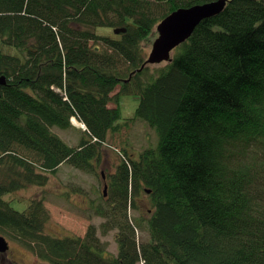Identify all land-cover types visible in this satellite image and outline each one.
Returning a JSON list of instances; mask_svg holds the SVG:
<instances>
[{
    "label": "trees",
    "instance_id": "obj_1",
    "mask_svg": "<svg viewBox=\"0 0 264 264\" xmlns=\"http://www.w3.org/2000/svg\"><path fill=\"white\" fill-rule=\"evenodd\" d=\"M216 1L0 0L1 237L47 264H264V0H227L170 62L144 66V43L164 18ZM119 84L140 98L129 120L147 123L158 143L134 157L124 150L96 205L102 234L116 231L113 256L94 226L83 239L52 237L42 199L19 212L3 196L44 187L63 164L95 172L122 128L119 108L107 107ZM72 118L87 130L77 148L51 130ZM139 201L148 217L131 224Z\"/></svg>",
    "mask_w": 264,
    "mask_h": 264
},
{
    "label": "rangeland",
    "instance_id": "obj_2",
    "mask_svg": "<svg viewBox=\"0 0 264 264\" xmlns=\"http://www.w3.org/2000/svg\"><path fill=\"white\" fill-rule=\"evenodd\" d=\"M96 33L101 36H114L112 30L98 28ZM157 38L155 33L150 44L144 43L146 59L148 58L152 43ZM156 65H148L151 70ZM121 85L116 86L111 94L116 100L110 102L107 107L110 110L119 108L122 121V128L118 133L109 134V144L103 145L102 159L96 164L93 173L83 172L72 168L67 164L59 167L54 175H49L47 184L44 187L27 186L24 189L4 194L5 201L12 205L14 210L23 212L29 207V202L42 199L44 209L48 214V221L44 227V234L56 238L70 237L83 239L87 235L88 228L94 226L96 236L104 244V248L109 255H117L116 231H109L102 234L100 224L104 222L100 216L96 215L97 203L107 196L108 186L105 196L104 186L108 185L110 176L114 174L119 155H123L125 150L129 156H136L145 148H155L158 143L156 132L147 123L141 120L130 121L134 117L135 110L139 104L138 95H121ZM76 124L71 123V128L61 130L52 128V133L59 137L67 146L77 148L81 139H87L86 127L74 119ZM93 165V166H94ZM140 210H128L127 216L133 222L144 218L147 219L146 201H139ZM143 229L136 228V237L139 243L148 240V233ZM1 235V234H0ZM10 243V255L17 259H22L25 264H47L39 256L33 253L26 245L14 238L6 237Z\"/></svg>",
    "mask_w": 264,
    "mask_h": 264
},
{
    "label": "water",
    "instance_id": "obj_3",
    "mask_svg": "<svg viewBox=\"0 0 264 264\" xmlns=\"http://www.w3.org/2000/svg\"><path fill=\"white\" fill-rule=\"evenodd\" d=\"M227 0L195 6L189 9H179L164 18L156 27L157 38L152 43L151 51L145 65H156L171 61V53L187 41L195 28L205 19L219 15ZM124 29L114 30V34L124 33ZM144 66L142 68H144ZM6 85V78L0 77V87ZM107 185L104 186V196ZM148 193V192H147ZM7 244L0 236V251H5Z\"/></svg>",
    "mask_w": 264,
    "mask_h": 264
},
{
    "label": "flooded vegetation",
    "instance_id": "obj_4",
    "mask_svg": "<svg viewBox=\"0 0 264 264\" xmlns=\"http://www.w3.org/2000/svg\"><path fill=\"white\" fill-rule=\"evenodd\" d=\"M4 238V237H3ZM7 244V249L5 251H0V264H25L22 259H17L10 255V241L7 238H4Z\"/></svg>",
    "mask_w": 264,
    "mask_h": 264
},
{
    "label": "bare ground",
    "instance_id": "obj_5",
    "mask_svg": "<svg viewBox=\"0 0 264 264\" xmlns=\"http://www.w3.org/2000/svg\"><path fill=\"white\" fill-rule=\"evenodd\" d=\"M114 33V32H113ZM73 123L76 124L75 120H73Z\"/></svg>",
    "mask_w": 264,
    "mask_h": 264
}]
</instances>
